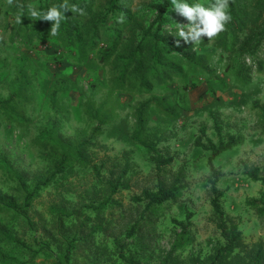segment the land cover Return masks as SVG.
Returning a JSON list of instances; mask_svg holds the SVG:
<instances>
[{"label": "rangeland", "instance_id": "1", "mask_svg": "<svg viewBox=\"0 0 264 264\" xmlns=\"http://www.w3.org/2000/svg\"><path fill=\"white\" fill-rule=\"evenodd\" d=\"M102 1L95 0L97 5ZM259 1L234 0L235 17L225 30L194 45L181 40L183 57L171 59L163 53L161 63L168 70L150 78V92L144 93L136 90L134 81L124 86L116 82L112 63H100L88 48L68 52L60 29L52 36L51 22L43 27L30 17L29 8L37 9L30 0H0V97L9 96L22 80L29 82L25 95L29 102L19 108L24 124L0 121V254L6 257L0 256V264H52L63 253L64 241L72 239L76 248L71 264H166L181 232L179 223L187 226L188 244L173 253L168 264H211L224 241L210 207V153L195 145L202 131L217 142L208 116L211 111L218 115L223 135L241 141L214 161L217 188L224 193L220 203L226 223L236 225L240 234V245L233 253L214 263L251 264L258 247L264 255V215L247 205L264 189L243 175L244 166L264 168V34L250 47L253 53L239 55L238 50L249 30L258 33L264 28V1ZM150 2L125 4L135 31L124 34V45L136 43L154 20ZM240 13L247 16L246 21ZM75 17L82 19L78 14ZM168 19L160 31L176 43L174 22L187 21L176 14ZM52 95L58 101L57 110L49 104ZM152 98L160 101V107L151 105L147 110L145 134L156 135L162 154L172 158L162 179L167 185L176 182L180 190L174 200L144 213L146 203L136 199L143 190L156 187V171L151 155L132 142L131 133L134 111ZM87 103H104L113 115V121L95 134L96 124L84 112ZM51 122L56 123L54 133L62 143L89 140L90 157L103 166L102 177L121 176L127 163L125 182L130 188L98 209L106 200L104 188L90 167L74 166L32 202L27 215L35 229L29 230L8 207L21 205L19 200L13 203L10 191L18 187L16 177L30 187L68 150L56 139L60 148L51 154L41 144L39 137L52 127ZM20 197L21 193L15 196L16 200ZM92 201L97 210L86 208ZM53 206H61L68 214L82 211L59 225L49 212ZM134 225L136 233L127 239L126 232ZM117 243L124 244L122 251Z\"/></svg>", "mask_w": 264, "mask_h": 264}, {"label": "trees", "instance_id": "2", "mask_svg": "<svg viewBox=\"0 0 264 264\" xmlns=\"http://www.w3.org/2000/svg\"><path fill=\"white\" fill-rule=\"evenodd\" d=\"M131 1L132 0H103L101 5H97L99 2H95V0H68L70 5L76 4L83 8L86 14L81 16V21H78L75 17L76 14L67 12L65 15L68 19L63 20V23H61L59 34L66 37V45L68 44L66 50L68 52L80 50L83 47L88 48L91 52L96 54L95 56L100 63H112L116 71V82L124 86L126 82L134 81L136 83L135 88L137 91L140 90L144 93H149V79L158 76L163 70H168L166 69L167 67L163 66L161 63L163 53L166 52L167 54H170L169 56L171 59L178 56L183 57L181 48L177 47L176 43L172 42V38L163 35L162 31H160L162 26L168 23L169 16L172 17L173 14L176 13L171 12V0H151L148 9L155 12L154 20L140 33L139 40L136 43H127V45H124V34H126V32L130 33L135 31V23L133 22L131 11L129 12L125 9V4ZM262 1L264 0H260L259 3ZM62 2L63 0H30V3L36 4L37 10L40 12H46L50 7L59 6ZM234 10V0H231L229 2V11L232 17L231 20L235 17ZM240 14L244 17L243 22L246 21L247 16L242 13ZM121 17L123 18L122 21H120ZM237 17L239 18V15H237ZM36 20L39 21L43 27H48L50 24L48 21L42 22L41 20ZM71 22H73L74 25H71ZM154 27L155 30L153 31ZM263 34L264 28L258 33H253L252 30H249V36H246L238 47V50L240 51L239 55L242 52L253 53L254 49L249 51L250 47ZM100 43L102 44L101 47H99ZM28 85L29 82L27 80H22L21 83L13 89L9 96L6 98L0 97L1 123L7 125L24 124L25 121L19 112V108L29 102L28 97L25 96L27 89H29ZM57 103L58 101L54 95L49 97V104L54 110H57ZM151 105L160 107V101H157L155 98L149 99V101L141 104L134 111V123L131 133L132 142L151 155V162L154 164L156 171V187L153 190H143L140 197L136 199L138 202L142 201L146 203L144 213L152 207H158L174 200L177 192L180 190V187L177 186L176 182L167 185L162 179L165 168L172 163V158L166 157L162 154V151L158 148L160 139H157V141L154 140L156 135L145 134L144 117ZM83 108L87 119L96 124L93 129V134L100 132L103 126L108 125L113 121V115L106 111L104 103H100L97 106L87 103ZM261 109L264 115V107ZM208 116L211 119L212 130L217 142L215 143L212 139L205 137L204 131H202L201 135L204 137V140L202 136L201 138H197L195 145L203 151L210 153L207 160L210 172V178L208 181L211 194L210 207L216 228L219 230L220 236L224 241V245L221 250L218 251L219 256H216V259L211 263L215 264L214 262L217 259L224 257V254L226 253L232 254L235 248L240 245V234L236 225L228 226L226 223L225 215L220 203L224 193L217 188L219 173L214 168V161L221 154L239 146L241 141L235 136L229 134L223 135L221 121L216 113L211 111ZM51 124L52 127L39 137L41 144L44 145L47 152L51 154L52 151L60 148L57 146L56 139L60 144H64L68 150L66 152L62 151L60 157L56 159V161L45 170L40 179L34 182L30 187L27 188L22 180H17L19 177H16L15 182L18 184V187H15L10 191V197L12 198L13 196V203L15 204L19 200L21 205L18 207H15V205H9L8 207L25 222V226H27L29 230L35 229L34 223L27 215V211H30L31 209L32 202L39 197V193L43 189L53 184V181L57 176L62 175L64 171L71 169L74 166L83 168L90 167L98 183L104 188L106 200L101 202L98 209L107 206L110 203L111 198L119 191L129 190L130 188L125 182L127 181L126 178L129 173L127 163L124 165V171L121 176L115 178L114 173H111L108 178L102 177L101 170L103 169V166L96 164L90 157L89 140L86 142H78L76 144H72L75 142L73 140L64 141V143H62L54 133L56 123L51 122ZM47 144H49L50 147H47ZM126 155L127 154H124V157ZM243 175L251 182L260 183L264 189V168H248L244 166ZM20 193L21 197L16 200L15 196H18ZM93 205L94 201L91 202V205L86 206V208L97 210ZM247 205L254 209L259 215H264V194L258 199L250 200ZM84 206L85 205H82V208ZM82 208L74 213L68 214L61 206H53L49 212L60 225L64 222L65 218H69L72 214H80ZM179 227L181 228V232L168 253L166 264L170 262L173 253H176L188 244L187 226L179 223ZM135 229L136 226L134 225L126 232L127 239L134 236L136 233ZM64 244L66 247L63 250V253H61L52 264H71L73 251L76 248L75 239H72L71 241L66 240L64 241ZM117 245L121 251L124 249V244L117 243ZM120 255H122V253H120ZM0 256L2 259L6 258L2 254H0ZM263 260L264 255L262 249L258 247L254 257L251 259V264H263Z\"/></svg>", "mask_w": 264, "mask_h": 264}, {"label": "clouds", "instance_id": "3", "mask_svg": "<svg viewBox=\"0 0 264 264\" xmlns=\"http://www.w3.org/2000/svg\"><path fill=\"white\" fill-rule=\"evenodd\" d=\"M71 12L84 16L85 10L76 4L63 0L59 6H52L46 12H40L35 7L29 8V15L42 21L51 22V35H57L61 22L67 20L66 13ZM171 12H175L187 23L174 22L177 47L182 40L184 44H198L207 38L211 40L225 30L232 17L229 11V0H213L207 4L200 0H171ZM122 17L120 21H122ZM118 21V22H120ZM21 22V21H20ZM171 34V33H170ZM172 35V34H171Z\"/></svg>", "mask_w": 264, "mask_h": 264}]
</instances>
